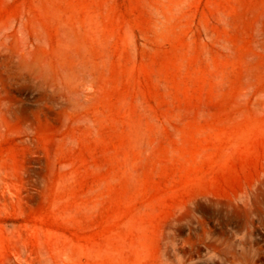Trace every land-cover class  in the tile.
<instances>
[{
  "label": "rangeland",
  "instance_id": "rangeland-1",
  "mask_svg": "<svg viewBox=\"0 0 264 264\" xmlns=\"http://www.w3.org/2000/svg\"><path fill=\"white\" fill-rule=\"evenodd\" d=\"M0 264H264V0H0Z\"/></svg>",
  "mask_w": 264,
  "mask_h": 264
}]
</instances>
